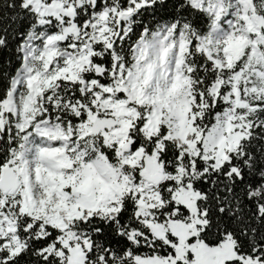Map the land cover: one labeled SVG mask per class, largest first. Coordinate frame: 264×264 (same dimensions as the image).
<instances>
[{
	"label": "snow or ice",
	"instance_id": "6c2138e0",
	"mask_svg": "<svg viewBox=\"0 0 264 264\" xmlns=\"http://www.w3.org/2000/svg\"><path fill=\"white\" fill-rule=\"evenodd\" d=\"M0 264H264V0H0Z\"/></svg>",
	"mask_w": 264,
	"mask_h": 264
}]
</instances>
